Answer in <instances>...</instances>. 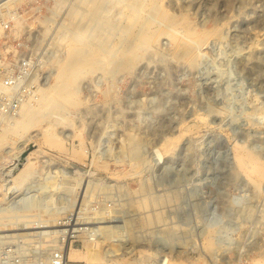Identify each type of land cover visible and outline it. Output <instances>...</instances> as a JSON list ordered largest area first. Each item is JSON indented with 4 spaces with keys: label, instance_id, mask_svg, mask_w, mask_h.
<instances>
[{
    "label": "rangeland",
    "instance_id": "374dc122",
    "mask_svg": "<svg viewBox=\"0 0 264 264\" xmlns=\"http://www.w3.org/2000/svg\"><path fill=\"white\" fill-rule=\"evenodd\" d=\"M83 2L21 0L16 19L0 12V48L37 62L30 94L55 82L65 44L57 36L80 32L83 12L92 9ZM160 4L199 32L218 31L199 46V63L175 57L169 36L162 51L149 48L120 74L95 62L73 85L74 102L49 108L22 137L1 143L0 259L7 264H44L70 225L79 232L67 245L68 264H86L88 254L109 258L103 264H264V176L256 186L235 158V148L245 147L264 164V0ZM130 135L142 147L139 160ZM155 149L164 153L160 162ZM24 157L29 174L11 188L5 179ZM20 211L53 218L56 227L46 232L56 235L24 232L25 218L7 222ZM217 219L233 227L226 244L202 234Z\"/></svg>",
    "mask_w": 264,
    "mask_h": 264
},
{
    "label": "bare ground",
    "instance_id": "6f19581e",
    "mask_svg": "<svg viewBox=\"0 0 264 264\" xmlns=\"http://www.w3.org/2000/svg\"><path fill=\"white\" fill-rule=\"evenodd\" d=\"M20 1L21 0H0V12L7 10L8 15L9 13H12V16H15L14 19H16L19 15L14 13L16 11L14 8L15 5ZM85 1H89L92 4V9L90 11L86 10L83 12V18L85 21H83L84 23L80 32L77 29L72 32L69 30H64L57 36L58 42H65V44L61 45L63 51L59 48L61 52L65 54V57L63 54V57L57 58V72L55 73L54 71L55 82H53L51 85H45L44 88H40L39 92H32L23 100L19 110L14 114H0V119L2 121L0 145L1 143L4 144L22 137V131H26L32 125H34V123L38 121V118L45 115V112L48 111L49 108L54 107L55 109L64 110V103L74 102L72 99V90H74L73 85H78V80L81 75L80 72H82L84 69L92 68L95 62L96 66H98L96 68L100 70L103 69L104 71L106 68H110L109 70L115 74L119 73L122 69L123 71L124 69L129 70L131 68L126 69L128 68V65L136 64L137 61H139V59L144 55L145 51L149 48L150 50L151 48H154L156 51H162L163 48L161 46V39L163 36H169L176 45L173 55L183 59L185 63L187 62L191 64L192 67H194L193 65L198 62L197 55L199 46L205 43V41H207L212 34H216L218 32L215 31L216 29L199 32L190 24L185 25L182 19L172 16L164 8H162L160 0H120L119 2L116 1L114 3L110 0H84V2ZM118 3L121 4V6L118 8L119 10L116 8L119 6ZM125 8L127 9L125 10ZM146 11L147 13L150 12L149 15L151 17L155 16V18H159L160 23H162L163 26H156L153 19H151L153 22L148 20L150 18L145 17L148 14L144 15ZM73 14L75 16L77 14L76 11ZM46 20L50 21L51 19L50 17H46ZM18 23L21 24V21L19 20ZM158 54L159 53H156V55ZM104 57L105 60L106 58L108 59V63L104 61ZM198 59L201 60L202 58ZM2 89H4V87L0 85V90ZM261 119L263 122L264 118L262 117ZM132 138L133 136L129 138L130 144L132 143L133 145V147L130 145L133 148L130 149L131 154L133 153L132 155L134 157L132 159L139 160V158L141 159L142 157V155L140 157L141 150H139V153L136 148L139 149L138 145L140 144H138L136 139L133 140ZM131 140H133V142ZM141 148L142 147L140 145V149ZM80 152L82 155L87 154L86 149H81ZM235 152V158L239 167L247 172L249 177L255 182L256 186H260V181L262 180L261 178L264 176V164L259 163L258 157L255 154L249 152L245 147H236ZM153 154L156 161L160 162L164 159V153L160 149H155ZM24 158L27 159V157ZM31 164V160L28 158L26 162L20 165L18 172H15L16 168L8 172L9 176L7 177H10L11 179H5V181L11 183H9L10 187L11 185L14 186V184L20 183L24 179L23 177L26 175ZM17 166H19V164L16 165V167ZM255 174H257L258 177L253 178L252 176H255ZM10 187L8 189H10ZM21 218L28 219V226L23 229L24 232H28L35 228L38 230V228H40L39 231L42 230L46 237L56 235L48 233L52 228L54 229V227H56V224L54 223L55 220H53V218L44 221L42 218L36 217L35 215L24 214L20 211L13 213L11 212L7 222H14ZM206 224V228L202 231V234H217V245L222 244V242L224 243V240L227 239V236L225 237L223 235L230 233L231 228H233H230L226 225H221L218 219L211 221L207 220ZM0 227H3L2 223H0ZM75 228L70 225V227L64 232L61 239L56 238V246H54L56 248H61V250L53 252L50 260L44 262V264H68L66 258V251L68 248L67 245H69L68 243L72 234L79 232V230H75ZM122 230L124 229L112 230L111 232L114 233V236H119L120 233L123 232ZM8 233H11V231ZM56 233H58V231ZM93 235L96 236V234L92 233L91 236ZM91 238L92 237H90V239ZM119 239H123V237H120ZM56 253L61 256L60 260L55 259ZM47 256L49 257V255ZM108 259L109 258L102 254H94L91 256L88 254L84 256L86 264H103L104 262L109 261ZM169 262L170 259L165 258L162 264H170Z\"/></svg>",
    "mask_w": 264,
    "mask_h": 264
},
{
    "label": "built area",
    "instance_id": "2783aa9c",
    "mask_svg": "<svg viewBox=\"0 0 264 264\" xmlns=\"http://www.w3.org/2000/svg\"><path fill=\"white\" fill-rule=\"evenodd\" d=\"M8 28V23L5 24ZM37 62L27 55L4 52L0 48V114L11 115L17 112L23 100L30 95V85H37ZM29 85V86H28ZM56 260L61 256L57 253ZM0 264H7L0 259Z\"/></svg>",
    "mask_w": 264,
    "mask_h": 264
}]
</instances>
